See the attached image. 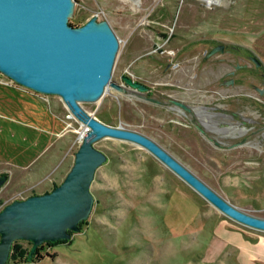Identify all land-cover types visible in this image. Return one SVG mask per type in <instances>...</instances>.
Listing matches in <instances>:
<instances>
[{"label": "rangeland", "instance_id": "rangeland-1", "mask_svg": "<svg viewBox=\"0 0 264 264\" xmlns=\"http://www.w3.org/2000/svg\"><path fill=\"white\" fill-rule=\"evenodd\" d=\"M205 2L77 0L68 25L81 27L92 17L109 24L119 42L111 84L121 87L108 86L97 102L80 106L103 124L151 139L226 202L264 219V99L252 87L260 79L248 59L257 58L264 70V0ZM200 39L242 52L201 63L198 52L206 46L179 51ZM235 65L245 66L235 84L220 85ZM125 77L148 87L155 100L183 103L191 114L143 101ZM8 80L0 74V175L7 177L0 212L59 186L86 129L60 98L34 93L36 99L2 83ZM29 111L37 119H27ZM7 118L27 120L31 128ZM34 140L39 144L31 145ZM93 146L107 161L89 188L91 212L69 240L40 246L41 255H59L53 264H264V232L224 216L146 150L111 138ZM13 244L26 253L32 246ZM6 264L16 263L9 255Z\"/></svg>", "mask_w": 264, "mask_h": 264}, {"label": "water", "instance_id": "water-1", "mask_svg": "<svg viewBox=\"0 0 264 264\" xmlns=\"http://www.w3.org/2000/svg\"><path fill=\"white\" fill-rule=\"evenodd\" d=\"M74 7V0H0V74L36 94L60 98L72 117L87 128L73 166L59 186L47 194L13 201L0 212V264L7 263L16 241L31 243V261L43 244L67 241L70 232H79L78 225L88 219L93 206L89 188L94 174L107 161L93 145L105 138L143 148L224 216L264 232V219L226 202L151 139L103 124L83 110L81 103L97 102L108 86L121 90L111 84L119 42L109 24L95 17L81 27L69 26ZM222 50L214 49L208 56ZM250 61L261 66L255 57ZM124 81L139 92L148 90L129 78ZM170 103L189 112L181 102ZM6 181L5 175L0 176V189Z\"/></svg>", "mask_w": 264, "mask_h": 264}, {"label": "flooded vegetation", "instance_id": "flooded-vegetation-1", "mask_svg": "<svg viewBox=\"0 0 264 264\" xmlns=\"http://www.w3.org/2000/svg\"><path fill=\"white\" fill-rule=\"evenodd\" d=\"M197 44H200V45H203V46H206L204 49H201L198 54H201L202 55V59L200 60L201 63H206L207 61H209L214 55H223L224 53H231V52H242L241 50L239 49H236L234 47H228L227 45H224L223 43H219L217 41H214L213 39H200V41H197V43L195 42H189V43H186L183 47H181L179 49L180 52H188V53H193L196 49L193 47L194 45H197ZM219 47H223V50L212 55V56H208L210 52H212L214 49H217ZM245 54V53H244ZM250 57L252 56H248V59L250 61ZM221 62L223 63L224 60L221 59ZM251 62V61H250ZM252 63V62H251ZM254 67L256 68L257 70V75L259 76V79H260V82H259V85L258 86H252L253 89L256 91V93L262 97L264 99V70H263V67H262V64L260 67H256L255 64H253ZM245 66H240V65H235L234 66V71L232 72H228L227 75H228V79H224L222 80V82L220 83V85L222 86H226V84L232 82V85L235 84V76L237 75V72H239L240 70H243ZM126 78H129V77H126ZM133 83H138V84H141L139 82H136V81H133L131 78H129ZM195 79H200L199 75L196 74L195 75ZM125 82V81H124ZM126 84V83H125ZM129 88H131L128 84H126ZM143 85V84H141ZM144 86V85H143ZM146 87V86H145ZM148 90L146 92H139L137 89H134V88H131L132 90L140 93V94H143L141 96V99L145 102H148L150 103L149 99H152V100H155L151 97V93H150V89L148 87H146ZM222 100H224V98L222 97ZM155 101H158V100H155ZM170 101L172 100H167V102H161V101H158V102H161L162 105H158V106H161V107H174L173 105H171ZM228 101V100H227ZM153 104V103H151ZM156 105V104H155ZM188 107V106H187ZM175 108V107H174ZM189 108V107H188ZM178 109V108H177ZM178 110H181V111H184L185 113L187 114H191V110L189 108V112L183 110V109H178ZM240 145V144H239ZM237 146V145H236ZM0 176H3V174H1ZM40 248V247H39ZM42 251V247L40 249V253ZM49 253L46 252L45 255H42V256H47ZM48 257V256H47Z\"/></svg>", "mask_w": 264, "mask_h": 264}, {"label": "crops", "instance_id": "crops-1", "mask_svg": "<svg viewBox=\"0 0 264 264\" xmlns=\"http://www.w3.org/2000/svg\"><path fill=\"white\" fill-rule=\"evenodd\" d=\"M12 87V86H11ZM12 88H15V89H17V90H19V91H22V90H20L19 88H17V87H12ZM26 90V89H25ZM22 92H24V93H26V94H29V96H32V97H34V98H38V96L37 95H34V92H31V91H22ZM36 94V93H35ZM39 99V98H38ZM25 115V117L27 118V119H29L30 121H32V119L33 120H35V119H37V115L35 114V113H33V112H31V111H29V115H27V114H24ZM0 117H2L1 115H0ZM1 120V119H0ZM7 120H9L10 122H12V123H15L16 124V122H15V120H17V119H14V118H7ZM18 122H22V123H19V126L20 127H22L25 131H28L31 127V125H30V123H29V121H27V120H17ZM4 130H5V126H0V134H4ZM11 131H13V129H11ZM15 132L13 131L12 132V134L15 136V134H14ZM27 133V132H26ZM58 133H60V132H58ZM57 133V134H58ZM56 134V135H57ZM23 138L25 139V141H27L28 140V138H27V136H26V134H25V136H23ZM37 145V144H39L38 142H37V140H34V141H32L31 142V145ZM52 144H53V142H51L49 145H47V146H45V148L39 153L40 155L42 154V153H44V152H47L49 149H50V146H52ZM2 164H1V160H0V166H1ZM12 168V167H11ZM14 169H19V168H14ZM27 170H29L28 168H27ZM24 171H26V169L24 170ZM56 255V257L54 258V259H51V258H49V257H47V256H45L41 261H39V262H36V263H32V264H45V262H47V261H49V262H51V264H53V263H56V262H59V255L56 253V252H54L53 254L51 253L50 255Z\"/></svg>", "mask_w": 264, "mask_h": 264}, {"label": "trees", "instance_id": "trees-1", "mask_svg": "<svg viewBox=\"0 0 264 264\" xmlns=\"http://www.w3.org/2000/svg\"><path fill=\"white\" fill-rule=\"evenodd\" d=\"M75 3H77V0H74ZM74 27H80L79 25H76ZM56 188V187H55ZM54 188V189H55ZM34 196V195H33ZM65 241H60L58 243H63ZM58 243H53L52 245L54 244H58ZM40 248H38L32 258L31 261H28V255L29 253H26V252H22L20 247L16 246V244H13L12 245V249H11V254H10V259L15 261L16 264H32V263H36V262H39L41 261L44 256H42L40 254ZM49 258L51 259H54L56 257V255H47Z\"/></svg>", "mask_w": 264, "mask_h": 264}, {"label": "built area", "instance_id": "built-area-1", "mask_svg": "<svg viewBox=\"0 0 264 264\" xmlns=\"http://www.w3.org/2000/svg\"><path fill=\"white\" fill-rule=\"evenodd\" d=\"M215 0H210L209 2L207 1V2H205L206 4H207V6H212V5H215V2H214ZM97 19V18H96ZM97 22H99L98 21V19H97ZM2 83L3 84H5V85H8V86H11V85H16L14 82H12L11 80H8V82H4V81H2ZM82 138V137H81Z\"/></svg>", "mask_w": 264, "mask_h": 264}, {"label": "bare ground", "instance_id": "bare-ground-1", "mask_svg": "<svg viewBox=\"0 0 264 264\" xmlns=\"http://www.w3.org/2000/svg\"><path fill=\"white\" fill-rule=\"evenodd\" d=\"M204 1H210V0H204ZM218 0H215L214 2H217ZM217 5V4H216ZM86 128V127H85ZM87 129V128H86ZM86 129H84V131L80 134V137H85V135H86Z\"/></svg>", "mask_w": 264, "mask_h": 264}]
</instances>
